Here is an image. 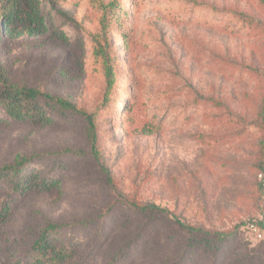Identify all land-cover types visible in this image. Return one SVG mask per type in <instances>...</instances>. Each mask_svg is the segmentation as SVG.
<instances>
[{"label": "rangeland", "instance_id": "rangeland-1", "mask_svg": "<svg viewBox=\"0 0 264 264\" xmlns=\"http://www.w3.org/2000/svg\"><path fill=\"white\" fill-rule=\"evenodd\" d=\"M114 1V14L98 0L45 2L46 32L0 38V92L68 98L94 113L98 137L79 113L42 124L0 111V167L39 155L62 181L12 201L0 263L6 242L22 253L21 237L56 221L77 227L92 264L122 247L120 264H264V0ZM105 12L108 98L95 53Z\"/></svg>", "mask_w": 264, "mask_h": 264}, {"label": "trees", "instance_id": "trees-1", "mask_svg": "<svg viewBox=\"0 0 264 264\" xmlns=\"http://www.w3.org/2000/svg\"><path fill=\"white\" fill-rule=\"evenodd\" d=\"M54 0H0V38L5 35L41 34L48 30V16L44 3ZM99 7L114 14L115 1L105 3L98 0ZM104 13L101 19V31L95 36V53L102 58L108 82L105 97L111 95L114 84V70L110 63L112 57L109 50L110 23ZM56 35L62 31L53 29ZM0 111L18 121L48 124L53 121L51 113L56 111L79 113L86 118L93 145L98 142L94 113L79 109L68 98L42 92L29 86L6 85L0 92ZM264 121V113H263ZM3 117L0 113V122ZM39 155H18L12 163L0 167V223H6L12 216V201L20 195L33 192H45L61 186L59 175L43 172L38 167ZM4 191L8 193L2 198ZM143 210H159L154 205H143ZM85 223H83L84 225ZM189 231L196 230L188 227ZM74 230V231H73ZM77 227L49 221L37 233L23 236L27 247L18 252L19 243L6 242L4 259L0 264H92V254L81 253L80 239L76 237ZM196 232V231H195ZM218 240H227L228 233H215ZM204 240V239H203ZM202 241V239H201ZM207 241V240H206ZM196 243L199 240H195ZM209 242V241H208ZM22 243V241H21ZM93 258L95 256L93 255ZM128 260L126 247L119 248L104 259L103 264H120Z\"/></svg>", "mask_w": 264, "mask_h": 264}, {"label": "built area", "instance_id": "built-area-1", "mask_svg": "<svg viewBox=\"0 0 264 264\" xmlns=\"http://www.w3.org/2000/svg\"><path fill=\"white\" fill-rule=\"evenodd\" d=\"M251 227H254V224H252Z\"/></svg>", "mask_w": 264, "mask_h": 264}]
</instances>
